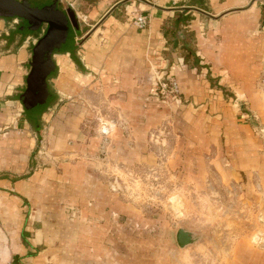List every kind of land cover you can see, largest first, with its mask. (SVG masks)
I'll list each match as a JSON object with an SVG mask.
<instances>
[{
  "label": "crops",
  "instance_id": "0c3cea01",
  "mask_svg": "<svg viewBox=\"0 0 264 264\" xmlns=\"http://www.w3.org/2000/svg\"><path fill=\"white\" fill-rule=\"evenodd\" d=\"M53 1L61 9L75 10L81 34L74 36L72 48L51 53L46 77L50 104L37 115L24 112L15 119L25 128L21 134L14 128L2 129L12 122V107H17L26 86L32 47L44 28L30 40L33 34L20 33L13 18L0 17V264L11 256L16 264H198L204 256L199 249H157L152 223L140 225L137 208L125 203L96 173L100 140L89 135V128L101 126L100 133L111 138L115 159L150 158L140 153L139 144L126 149L127 139L118 129L110 135L111 124L101 112L117 108L131 121L135 139L159 123L164 109L147 100L152 83L149 61L158 67L167 64L164 22L173 17L176 5L190 0H156L169 12L139 3L150 14L149 25L143 28L133 25L117 7L123 0L29 3ZM200 1L214 15L248 2ZM263 12L264 1H256L248 11L211 21L205 33L197 29L195 55L201 66L193 64L192 57L185 59L190 67L176 66L181 98L191 100L175 110L182 133L195 150L218 142L219 105L227 104L222 86L250 101V109L262 115L254 79L264 66ZM205 115L217 125L204 122ZM29 129L37 137L47 133L45 147L51 159L26 173L35 158L37 166L43 164L40 155H32L36 138ZM245 148L240 159L248 155ZM141 227L148 229L142 232ZM238 250L224 264H264L263 251L247 245Z\"/></svg>",
  "mask_w": 264,
  "mask_h": 264
},
{
  "label": "rangeland",
  "instance_id": "374dc122",
  "mask_svg": "<svg viewBox=\"0 0 264 264\" xmlns=\"http://www.w3.org/2000/svg\"><path fill=\"white\" fill-rule=\"evenodd\" d=\"M132 1L123 0L117 7H121L131 17L133 25L136 14L147 17L148 24L145 27L150 22V14L140 9L139 3L166 12L171 10L160 6L156 0ZM256 1L264 0H248L243 7L231 8L218 15L207 8H184L189 7V2L176 5L172 9L175 10L173 17L164 22L167 64L163 67L153 66L148 60L152 83L147 100H152L157 108L164 109L159 123L135 139L131 121L117 108L110 107L101 112L111 124L110 135L118 129L122 138L127 139L125 148L139 144L140 153L144 151L150 155L148 160L134 162L130 159H115L109 135L101 134L99 125L89 128V135H98L100 140L96 173L125 203L137 208L140 225L152 223L151 232L157 249L172 248L180 252L199 249L204 256L198 259V264H224L230 254L234 251L239 253L238 249L245 245L264 252V66L254 79L262 103V115L250 109V101L222 86L224 101L227 102L219 105L221 111L218 122L222 125V131L217 143L210 141L199 150L191 147L190 139L182 133L183 128L179 124L176 110L183 109L191 99L181 98L182 88L175 73L176 66L184 63L190 67L185 60L187 52L184 47L186 45L196 51L197 29L205 33L211 21L248 11ZM182 17L186 19L180 22ZM34 38L36 34L31 35L30 40ZM80 40H77V44H80ZM72 44L67 49L72 48ZM191 62H194L193 58ZM16 106L12 107V122L2 131L14 128L19 134L24 132L25 128L14 122L24 113L20 101ZM207 121L217 125L205 115L204 122ZM240 125H244L245 129L239 128ZM33 131L29 129L36 138L32 155H40L43 164L37 166L35 158L26 173L47 165L44 160L51 159L45 147L47 133L40 132L37 137ZM133 140L138 143H133ZM244 148L248 155L240 159ZM122 153L127 155L126 150ZM198 160H202L201 165ZM180 227L202 233L203 239L180 248L176 240ZM141 229L147 231L148 227ZM4 264L16 263L11 256Z\"/></svg>",
  "mask_w": 264,
  "mask_h": 264
},
{
  "label": "water",
  "instance_id": "95a60500",
  "mask_svg": "<svg viewBox=\"0 0 264 264\" xmlns=\"http://www.w3.org/2000/svg\"><path fill=\"white\" fill-rule=\"evenodd\" d=\"M0 15L22 20L19 27L22 34L37 32L44 28V33L32 47L26 86L19 95V101L27 115L40 113L50 101L46 77L51 53L67 49V46L73 42L74 36L81 34L76 12L72 7L59 8L56 1L31 6L29 0H0ZM185 19L182 17L179 21ZM201 239H203L202 233L183 227L178 229L176 235L180 248L196 244Z\"/></svg>",
  "mask_w": 264,
  "mask_h": 264
},
{
  "label": "trees",
  "instance_id": "16d2710c",
  "mask_svg": "<svg viewBox=\"0 0 264 264\" xmlns=\"http://www.w3.org/2000/svg\"><path fill=\"white\" fill-rule=\"evenodd\" d=\"M190 3L189 4H191V5H195V6H197V7H200V8H203V9H205V5H203V3L200 1V0H190L189 1ZM30 4V3H29ZM31 5V4H30ZM263 15H264V12H263ZM2 15H0V17H1ZM5 17H9V18H14V17H10V16H5ZM22 24V20H20L19 21V25H21ZM174 31H175V29H174ZM34 33H37V32H32V33H28V34H24V35H30V34H34ZM43 34V33H42ZM184 49L186 50V52H187V58H189V57H192L193 58V64H195V65H197V66H200L199 64H198V57L195 55V52H194V50H192V49H190L189 47H187L186 45H185V47H184ZM53 52H56V51H53ZM50 104V101H49V103H48V105ZM34 115H37V114H31L30 116H34Z\"/></svg>",
  "mask_w": 264,
  "mask_h": 264
},
{
  "label": "built area",
  "instance_id": "2783aa9c",
  "mask_svg": "<svg viewBox=\"0 0 264 264\" xmlns=\"http://www.w3.org/2000/svg\"><path fill=\"white\" fill-rule=\"evenodd\" d=\"M13 23L14 24H18L19 23L18 18H13ZM133 23L137 27L142 28V27H145L148 24V20H147V17L145 15L136 14V15H134Z\"/></svg>",
  "mask_w": 264,
  "mask_h": 264
},
{
  "label": "flooded vegetation",
  "instance_id": "af4514ba",
  "mask_svg": "<svg viewBox=\"0 0 264 264\" xmlns=\"http://www.w3.org/2000/svg\"><path fill=\"white\" fill-rule=\"evenodd\" d=\"M29 115H31V114H29Z\"/></svg>",
  "mask_w": 264,
  "mask_h": 264
}]
</instances>
